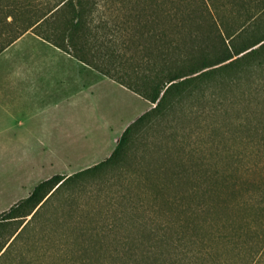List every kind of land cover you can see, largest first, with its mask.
Returning <instances> with one entry per match:
<instances>
[{
	"label": "trees",
	"instance_id": "16d2710c",
	"mask_svg": "<svg viewBox=\"0 0 264 264\" xmlns=\"http://www.w3.org/2000/svg\"><path fill=\"white\" fill-rule=\"evenodd\" d=\"M246 1L0 0V54L30 32L152 105L108 159L40 183L0 214L23 220L0 260L56 198L64 201L58 211L68 231L52 246L57 260L45 264H206L212 250L204 232L233 248L249 236L252 262L261 264L264 179L242 181L240 172L250 160L246 173L264 169V0L252 9ZM232 2L246 7L237 26L223 16ZM183 118L184 161L169 164L164 140L178 134ZM150 152L161 154L155 158L162 164L146 162ZM136 184L151 193L149 205ZM88 194L110 209L85 213L96 224L85 228L77 210ZM230 202L250 219L238 225L225 217L220 229L216 217ZM174 209L184 219H167Z\"/></svg>",
	"mask_w": 264,
	"mask_h": 264
},
{
	"label": "rangeland",
	"instance_id": "374dc122",
	"mask_svg": "<svg viewBox=\"0 0 264 264\" xmlns=\"http://www.w3.org/2000/svg\"><path fill=\"white\" fill-rule=\"evenodd\" d=\"M256 4L257 0L246 1L245 6L247 5L248 9H252ZM245 6H241L240 3L235 4V2L229 4L228 9L230 12H225L223 15L226 16L227 22L225 23L231 26L242 24L245 19L242 17L243 11L246 9ZM151 108L152 105L139 95L111 79H103L94 82L91 96L87 98L86 110L83 113L78 111L72 115L71 126L62 130L61 135L52 137L51 144L46 142L44 148H41L39 144L35 146L29 141V150L26 152L27 157L16 162L12 158L17 152L7 153L3 137H1L0 214L9 211L13 206L27 199L40 183L56 175H73L108 159L116 147L117 139L119 140L124 130ZM176 129H178V134L169 137V133L173 131L169 129V139L164 140L166 143L165 148L171 156V160H168L169 164L184 161V118ZM160 136V133H154L151 135V140L153 138L159 142ZM34 147L38 148V151H33L32 148ZM240 150L247 152L245 147H241ZM206 151H208V148ZM160 155L159 153L150 152V156L148 155L145 161L162 164V160L155 158ZM247 162L240 172L242 181H262L264 179V169L254 168L249 172L247 170L246 173L245 169L252 163L251 160ZM247 185L245 184L244 187L247 188ZM245 188L242 189L241 196H247ZM135 191L138 195L142 193L139 184H136ZM142 194L144 203L149 205L151 203V193L144 192ZM90 196L88 194L83 200L79 201L81 206L77 210L78 216L82 219L79 226L85 228L96 226V224L90 223L88 218L83 217L85 213H96L99 209L105 211V208H108L105 202H92ZM63 202L58 201L56 198L53 199L13 245L11 248L13 254L11 252V254L3 257L0 264H30L32 262V264H45L57 260V258L51 256L54 251L52 246L55 242L57 245L61 242L58 238L59 233L68 231V228L63 224L64 214L58 211ZM230 205L229 209L219 210L215 221L216 227L223 228L222 219L225 217H233L238 225H241L242 221L250 219L243 211L237 210L233 206V202H230ZM67 207L66 211L69 208L71 209L69 205ZM74 209H76L75 206ZM56 217L62 218L56 220ZM179 217L184 219V215H179L178 211L174 209L172 215L167 216V219L176 220ZM30 218L28 217L24 221L25 224ZM91 218H93L92 215ZM22 222V219L8 222L0 220V249L12 240V234ZM244 223L242 222V224ZM242 235L243 237L239 239L237 248H233L230 244L225 247L217 239L213 241L206 239V233L204 232L202 237L207 241V246L211 248L212 254L205 256L203 261L206 264H211L212 261L219 259L218 264H253L251 253L256 245L249 239V236ZM182 241L180 251L184 253V239ZM29 245L35 246L30 247ZM30 249L34 253H28ZM44 251H48L49 254H42ZM260 261L261 264H264V255L259 256Z\"/></svg>",
	"mask_w": 264,
	"mask_h": 264
},
{
	"label": "crops",
	"instance_id": "0c3cea01",
	"mask_svg": "<svg viewBox=\"0 0 264 264\" xmlns=\"http://www.w3.org/2000/svg\"><path fill=\"white\" fill-rule=\"evenodd\" d=\"M103 79L109 78L30 32L2 52L0 143L17 152L12 160L27 157L29 141L51 144L71 126L72 115L86 110L94 82Z\"/></svg>",
	"mask_w": 264,
	"mask_h": 264
}]
</instances>
